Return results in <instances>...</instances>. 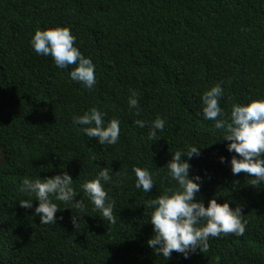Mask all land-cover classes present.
<instances>
[{"label": "trees", "instance_id": "1", "mask_svg": "<svg viewBox=\"0 0 264 264\" xmlns=\"http://www.w3.org/2000/svg\"><path fill=\"white\" fill-rule=\"evenodd\" d=\"M57 26L69 27L74 46L94 63L91 90L69 78L74 65L60 69L30 47L36 29ZM217 83L225 119L233 104L264 99V0H0V264H264V183L232 175L224 130L202 114L200 97ZM132 90L139 115L128 107ZM91 107L105 123L120 120L116 144L99 145L73 125ZM157 116L165 126L149 140ZM186 145L200 148L189 175L202 178L197 196L205 207L210 198L239 204L247 225L242 236L209 237L207 250L167 259L146 243L154 235L149 203L176 187L165 165ZM134 166L152 173L149 193L135 188ZM100 167L116 172L104 185L114 223L79 187ZM64 171L85 206L54 201L63 219L41 224L20 207L29 198L20 182Z\"/></svg>", "mask_w": 264, "mask_h": 264}, {"label": "clouds", "instance_id": "2", "mask_svg": "<svg viewBox=\"0 0 264 264\" xmlns=\"http://www.w3.org/2000/svg\"><path fill=\"white\" fill-rule=\"evenodd\" d=\"M75 41L76 37L69 27L57 26L44 30L36 29L29 44L37 55L50 56L60 69L74 65L68 73L69 78L80 83L83 88L91 90L96 84L95 65L90 57L84 56L74 46ZM223 95L221 83L215 84L201 95L203 117L214 121L216 129L224 130L222 140L229 142L226 144V150L230 154L234 153L228 160L232 175L243 172L250 178L252 185L264 183V99H253L247 104H233L230 115L225 119V111L220 107ZM128 107L134 115H139L138 97L134 90L128 97ZM104 116V112L91 107L82 115H74L72 123L74 126H80L78 130L85 136L95 138L99 145L116 144L120 134V120L112 118L105 123ZM133 123L140 128L145 127L144 120L137 119ZM164 126L165 120L157 116L151 122L147 138L153 140L158 131H163ZM199 155L200 148L194 145H186L184 149L172 152L165 166L167 175L171 178L169 182L175 181L176 187L165 189L149 203L152 211L149 213L148 223L151 224L154 235L146 243L156 254L167 259L173 252L187 259L197 250H207L209 237L228 233L242 236L245 232L247 221L242 219V206L237 204L230 207L227 201L218 203L217 198H210L205 207L203 199L197 196L202 178L199 175L190 177L189 160ZM219 161L224 163L225 157L220 156ZM132 171L135 174V188L149 193L154 186L152 173L147 168L135 166ZM115 173L110 167H100L94 179H86L79 186L92 203L93 211L112 223L115 222L114 204L104 185L113 183L112 174ZM73 184L74 180L66 171L51 177H24L20 182L19 191L29 198L19 200V205L32 209L33 215L39 216L41 224H55L63 217L56 215L61 210L54 201L70 203L77 209H83L85 206L82 196L80 200L74 199L78 192ZM33 201L37 202L34 208ZM71 221L74 227L78 226L76 215L71 217ZM201 221L202 226H198Z\"/></svg>", "mask_w": 264, "mask_h": 264}, {"label": "water", "instance_id": "3", "mask_svg": "<svg viewBox=\"0 0 264 264\" xmlns=\"http://www.w3.org/2000/svg\"><path fill=\"white\" fill-rule=\"evenodd\" d=\"M1 151H2V160H1V164L5 163L6 161V154H5V149L4 147H0Z\"/></svg>", "mask_w": 264, "mask_h": 264}]
</instances>
